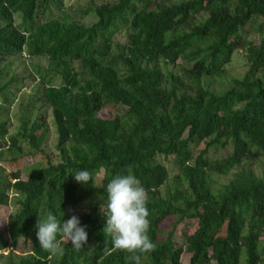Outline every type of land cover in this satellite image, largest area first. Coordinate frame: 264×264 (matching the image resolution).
I'll use <instances>...</instances> for the list:
<instances>
[{"label":"trees","instance_id":"trees-1","mask_svg":"<svg viewBox=\"0 0 264 264\" xmlns=\"http://www.w3.org/2000/svg\"><path fill=\"white\" fill-rule=\"evenodd\" d=\"M87 4L76 9L91 16L81 24L64 0H0V161L45 162L24 179L0 166V211L10 208L0 264H179L183 252L187 264H264V167H252L264 166V0ZM235 51L242 75L225 67ZM33 57L47 63L13 70ZM211 148L226 152L213 158ZM76 170L89 182H75ZM127 172L145 192L148 253L113 249L102 228L104 186ZM48 211L79 218L81 248L52 255L36 243Z\"/></svg>","mask_w":264,"mask_h":264},{"label":"clouds","instance_id":"clouds-1","mask_svg":"<svg viewBox=\"0 0 264 264\" xmlns=\"http://www.w3.org/2000/svg\"><path fill=\"white\" fill-rule=\"evenodd\" d=\"M72 179L80 184L89 182L91 174L87 170L70 171ZM106 203L103 211V230L109 236L110 247L129 253H148L154 244L147 236L148 212L146 196L142 186L131 173L113 175L104 186ZM36 243L52 255H62V244L79 249L86 241L85 226L79 218L70 215L66 220L57 218L48 211L34 224ZM60 236L63 239L59 240ZM137 259V257H133Z\"/></svg>","mask_w":264,"mask_h":264},{"label":"rangeland","instance_id":"rangeland-1","mask_svg":"<svg viewBox=\"0 0 264 264\" xmlns=\"http://www.w3.org/2000/svg\"><path fill=\"white\" fill-rule=\"evenodd\" d=\"M87 2L88 0H64V11L67 12L69 15L72 16L73 19H75L78 23L81 24H87L90 20H91V16L89 15H85L82 14L81 12L76 11L77 8H84L87 7ZM143 17H140V19H142ZM15 20L16 22L19 21L18 17L15 16ZM257 38V36H255V39ZM27 62H31V63H35V62H40L43 65L47 63V61L44 58H37V57H33V58H26L25 59V63L24 64H20V63H16L13 66V70L16 73H21L23 68H25V64ZM163 68L167 67L166 65H161ZM226 69H227V73L231 74V75H242L244 73V71L246 70V65H245V60L243 59L241 53L239 51H235L232 53L231 55V59L230 62H228L225 65ZM168 68V67H167ZM58 82V81H57ZM31 89V85L27 86L24 91L22 90L21 92H25L24 94L22 93V95H20L19 93H17V97L19 99H21V97L23 98V100H25V97L27 96V94L29 93ZM25 102V101H24ZM18 102H14V104L12 103V105L9 107V119L11 122V126L12 129L11 131H13V127L18 125L17 122V118L20 114V110L18 107ZM49 141H53V135L49 137ZM50 146V145H49ZM48 146V147H49ZM47 147V150H48ZM226 152L225 149H220V148H211L208 152V154L210 156H212L213 158H219L221 155H223ZM44 159L42 156H38V157H26L23 159H19L17 162H1L0 161V166L4 169L5 172H10V171H14L15 169H18L20 172V177L22 179H24L30 172H32L35 168H39L41 166L44 165ZM167 167L169 169H172L174 167L173 164L171 163H167L166 164ZM253 169H255V171L259 172L260 170L263 169V165L262 166H256L255 164L252 165ZM226 179H220L221 182H225ZM164 188L161 189V192H163ZM84 204L83 201H81V203L79 204V206L77 207V209L75 210V212L77 213H82L84 211ZM200 210L202 211L203 208L202 206H200ZM9 212H10V208H6L2 211H0V230H3L4 227L7 224V220L9 217ZM164 224H166V226H169L170 222L168 220L164 221ZM196 227V222L194 220H190V221H185L182 222L180 224H178L176 226V232L175 235L173 237V240L176 244L181 243L182 241V235L184 232L186 233H190L194 230V228ZM10 250V248H6L2 250V253L5 254L7 253V251ZM13 251L16 254H23L25 251H27V247H23L21 245V243H19L18 245H16L15 247H13ZM188 263V255L183 252L180 256V262L179 264H187Z\"/></svg>","mask_w":264,"mask_h":264}]
</instances>
